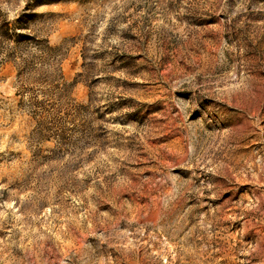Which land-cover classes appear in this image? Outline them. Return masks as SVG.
Returning <instances> with one entry per match:
<instances>
[{
  "label": "rangeland",
  "instance_id": "1",
  "mask_svg": "<svg viewBox=\"0 0 264 264\" xmlns=\"http://www.w3.org/2000/svg\"><path fill=\"white\" fill-rule=\"evenodd\" d=\"M0 264H264V0H0Z\"/></svg>",
  "mask_w": 264,
  "mask_h": 264
},
{
  "label": "trees",
  "instance_id": "2",
  "mask_svg": "<svg viewBox=\"0 0 264 264\" xmlns=\"http://www.w3.org/2000/svg\"><path fill=\"white\" fill-rule=\"evenodd\" d=\"M38 44H39L38 49L40 52L39 55L40 60H45L44 58L46 55H51L54 54L56 51H58V48L50 46L47 40L39 41Z\"/></svg>",
  "mask_w": 264,
  "mask_h": 264
}]
</instances>
